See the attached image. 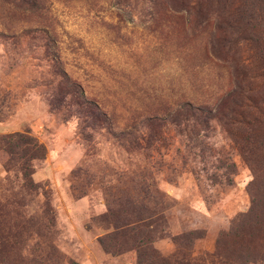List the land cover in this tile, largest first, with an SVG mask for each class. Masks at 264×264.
Here are the masks:
<instances>
[{"label": "rangeland", "instance_id": "374dc122", "mask_svg": "<svg viewBox=\"0 0 264 264\" xmlns=\"http://www.w3.org/2000/svg\"><path fill=\"white\" fill-rule=\"evenodd\" d=\"M241 3L0 0V264H264V4Z\"/></svg>", "mask_w": 264, "mask_h": 264}, {"label": "trees", "instance_id": "16d2710c", "mask_svg": "<svg viewBox=\"0 0 264 264\" xmlns=\"http://www.w3.org/2000/svg\"><path fill=\"white\" fill-rule=\"evenodd\" d=\"M262 4H264V0H242V3L240 4V8H242L244 10H248V9H252L254 7H259ZM196 7L201 8V6H198V5L193 6V8H196ZM5 140L9 141V143L10 142L12 143L14 141V143H16V144H19V142H20V143H25L26 145H32L33 149H35L37 151H42V146L40 144L36 143V141L34 139L26 137V136L21 135V134H15V135L7 136V137H5ZM9 151L13 152L12 148H10ZM34 157H37V156H34ZM102 242L105 245V240H103Z\"/></svg>", "mask_w": 264, "mask_h": 264}]
</instances>
